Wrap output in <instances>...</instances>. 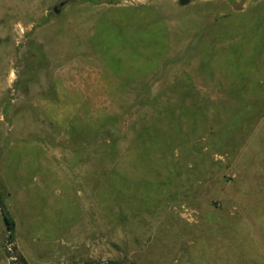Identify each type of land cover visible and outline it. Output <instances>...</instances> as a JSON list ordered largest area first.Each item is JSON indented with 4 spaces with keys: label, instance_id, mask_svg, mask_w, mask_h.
I'll use <instances>...</instances> for the list:
<instances>
[{
    "label": "rangeland",
    "instance_id": "374dc122",
    "mask_svg": "<svg viewBox=\"0 0 264 264\" xmlns=\"http://www.w3.org/2000/svg\"><path fill=\"white\" fill-rule=\"evenodd\" d=\"M0 189V264H264V0H0Z\"/></svg>",
    "mask_w": 264,
    "mask_h": 264
},
{
    "label": "trees",
    "instance_id": "16d2710c",
    "mask_svg": "<svg viewBox=\"0 0 264 264\" xmlns=\"http://www.w3.org/2000/svg\"><path fill=\"white\" fill-rule=\"evenodd\" d=\"M0 209L4 214L3 220H4L5 224H7L6 228H7V231L9 233L8 243L13 244L16 241V227H17V225H16V221L13 219L12 215L6 209L1 189H0ZM13 249H14V247H13ZM22 261L19 262L18 264H25L24 261L23 262ZM90 264H93V263H90ZM97 264H99V263H97Z\"/></svg>",
    "mask_w": 264,
    "mask_h": 264
},
{
    "label": "water",
    "instance_id": "95a60500",
    "mask_svg": "<svg viewBox=\"0 0 264 264\" xmlns=\"http://www.w3.org/2000/svg\"><path fill=\"white\" fill-rule=\"evenodd\" d=\"M190 3V0H180V4L182 5V6H185V5H188ZM65 5V3L64 2H62V3H60V4H58L57 6H55L54 7V12L58 15V14H60L61 13V9H62V7ZM1 215H2V217L4 218V214H3V212L1 211ZM6 225V227H7V224H5Z\"/></svg>",
    "mask_w": 264,
    "mask_h": 264
}]
</instances>
